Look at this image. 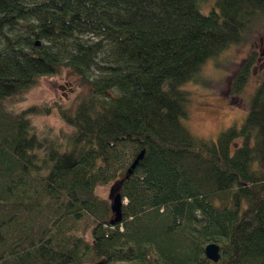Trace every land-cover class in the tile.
<instances>
[{
  "label": "trees",
  "instance_id": "1",
  "mask_svg": "<svg viewBox=\"0 0 264 264\" xmlns=\"http://www.w3.org/2000/svg\"><path fill=\"white\" fill-rule=\"evenodd\" d=\"M200 1L0 0V264H264V63L238 125L211 139L182 121L184 84L242 41L264 0ZM255 63L251 49L231 94ZM62 66L86 91L58 110L68 131L37 128L49 106L11 104ZM112 180L109 223L94 187Z\"/></svg>",
  "mask_w": 264,
  "mask_h": 264
},
{
  "label": "rangeland",
  "instance_id": "2",
  "mask_svg": "<svg viewBox=\"0 0 264 264\" xmlns=\"http://www.w3.org/2000/svg\"><path fill=\"white\" fill-rule=\"evenodd\" d=\"M213 6V0H202L199 10L207 12ZM256 55L255 67L242 90L234 95L229 92V79L238 62L249 50ZM264 63V16L252 26L240 43H231L215 57L204 61L198 74L187 81L184 87L189 91L186 102V116L182 119L194 134L214 139L217 132L230 124L238 125L245 110V100L257 80V70ZM86 91L82 78L62 66L57 72L40 75L36 82L20 94L11 108L20 110L30 104L49 106L48 112L31 114L32 123L37 128L51 126L54 131H68L70 128L59 117L58 110H71ZM118 188V182L112 180L98 184L94 191L100 197L111 200L110 191ZM82 264H90L83 262Z\"/></svg>",
  "mask_w": 264,
  "mask_h": 264
},
{
  "label": "water",
  "instance_id": "3",
  "mask_svg": "<svg viewBox=\"0 0 264 264\" xmlns=\"http://www.w3.org/2000/svg\"><path fill=\"white\" fill-rule=\"evenodd\" d=\"M37 42V41H36ZM142 154V150H140L133 160L130 163V166L128 168V171L136 164L137 160L140 158ZM111 200L109 202V208L112 212V217L109 219V223H114L120 220L121 218V195L120 192L116 189L114 192L113 190L109 193ZM203 254L204 256L211 260V261H217L220 256V249H219V243L216 241H208L203 246ZM101 260L94 261L91 264H101Z\"/></svg>",
  "mask_w": 264,
  "mask_h": 264
}]
</instances>
